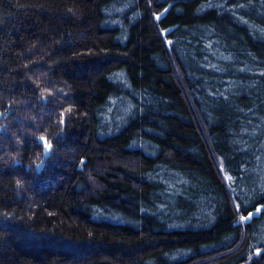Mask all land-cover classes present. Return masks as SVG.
Here are the masks:
<instances>
[{"label":"trees","instance_id":"trees-1","mask_svg":"<svg viewBox=\"0 0 264 264\" xmlns=\"http://www.w3.org/2000/svg\"><path fill=\"white\" fill-rule=\"evenodd\" d=\"M0 264H264V0H0Z\"/></svg>","mask_w":264,"mask_h":264},{"label":"water","instance_id":"water-1","mask_svg":"<svg viewBox=\"0 0 264 264\" xmlns=\"http://www.w3.org/2000/svg\"><path fill=\"white\" fill-rule=\"evenodd\" d=\"M164 11H165V9L158 15V17L159 16H161L163 13H164ZM170 29V27L169 28H167V29H165L163 32L165 33V32H168V30ZM41 138H44V137H40L39 138V142L42 144V146L44 147V152H43V160L47 157V153H48V151L50 150V148H48V149H46L45 148V138L44 139H41ZM51 146V145H50ZM42 164H43V161H41L40 163H38V165H37V170H39L40 168H41V166H42Z\"/></svg>","mask_w":264,"mask_h":264},{"label":"snow or ice","instance_id":"snow-or-ice-1","mask_svg":"<svg viewBox=\"0 0 264 264\" xmlns=\"http://www.w3.org/2000/svg\"><path fill=\"white\" fill-rule=\"evenodd\" d=\"M159 18V17H158ZM41 139H44V138H41ZM51 146L47 143V141L45 140V148L46 149H48V148H50ZM257 211L259 212L260 211V209H257ZM252 215V213H249V216H251ZM248 219V217H241V220H247Z\"/></svg>","mask_w":264,"mask_h":264}]
</instances>
